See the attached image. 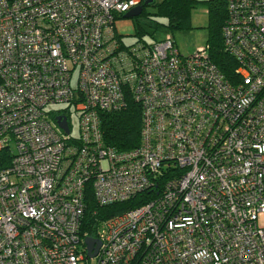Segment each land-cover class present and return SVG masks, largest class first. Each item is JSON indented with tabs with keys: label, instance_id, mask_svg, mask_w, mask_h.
Wrapping results in <instances>:
<instances>
[{
	"label": "built area",
	"instance_id": "built-area-1",
	"mask_svg": "<svg viewBox=\"0 0 264 264\" xmlns=\"http://www.w3.org/2000/svg\"><path fill=\"white\" fill-rule=\"evenodd\" d=\"M139 3L0 0V264H264V0H225V71L208 44L125 45ZM127 98L140 143L119 151L100 114ZM86 185L99 208L144 195L96 223L93 256Z\"/></svg>",
	"mask_w": 264,
	"mask_h": 264
},
{
	"label": "trees",
	"instance_id": "trees-1",
	"mask_svg": "<svg viewBox=\"0 0 264 264\" xmlns=\"http://www.w3.org/2000/svg\"><path fill=\"white\" fill-rule=\"evenodd\" d=\"M145 1L149 0H140L139 5L143 6L140 16L164 18L167 21L166 27L170 31L186 26L190 12L197 2L196 0H151L149 5L144 6ZM204 3L207 5L209 17V39L207 44L210 48V55L214 62L222 68L223 63L228 61L222 49L221 37V28L227 17L226 3L225 0H207ZM149 8L154 10L152 14L147 12ZM142 31L139 27L138 35H143ZM222 70L225 71L223 68ZM126 101V108L122 111L100 114V127L106 143L119 151L130 150L137 147L140 143L141 108L139 104L129 98ZM143 198L144 195H138L126 202L99 208L92 192L86 185L84 196L86 210L82 232L89 237H96L95 228L98 221L108 219L140 205Z\"/></svg>",
	"mask_w": 264,
	"mask_h": 264
},
{
	"label": "rangeland",
	"instance_id": "rangeland-1",
	"mask_svg": "<svg viewBox=\"0 0 264 264\" xmlns=\"http://www.w3.org/2000/svg\"><path fill=\"white\" fill-rule=\"evenodd\" d=\"M194 8L190 12L189 21L184 28L170 31L167 27V21L161 17H143L124 18L119 16L115 20V33L125 45H133L138 42L153 43L154 41L164 40L166 37H172L175 46L181 55L194 53L198 48L204 47L209 39V17L207 0H196ZM149 14L153 9H147ZM139 27L143 30V35H138ZM78 82V71L72 73V87L76 88ZM56 111H65L70 123L71 134L76 136L78 133V115L73 107L64 104L55 106Z\"/></svg>",
	"mask_w": 264,
	"mask_h": 264
},
{
	"label": "water",
	"instance_id": "water-1",
	"mask_svg": "<svg viewBox=\"0 0 264 264\" xmlns=\"http://www.w3.org/2000/svg\"><path fill=\"white\" fill-rule=\"evenodd\" d=\"M149 2H151V0L145 1L143 5L144 6L149 5L150 4ZM142 11H143V6L138 5L137 7L131 9L130 11H128L124 15V18L137 17V16L141 15ZM55 121H56V123H57L59 128H61L66 134L69 133V128L67 126L65 117L58 116V117L55 118ZM85 243H86L87 248H88L89 256H93L97 252V250H98V248L100 246L99 241L94 239V238H92V237H87L85 239ZM91 251H94V253H91Z\"/></svg>",
	"mask_w": 264,
	"mask_h": 264
},
{
	"label": "flooded vegetation",
	"instance_id": "flooded-vegetation-1",
	"mask_svg": "<svg viewBox=\"0 0 264 264\" xmlns=\"http://www.w3.org/2000/svg\"><path fill=\"white\" fill-rule=\"evenodd\" d=\"M55 116H59V115H55Z\"/></svg>",
	"mask_w": 264,
	"mask_h": 264
}]
</instances>
